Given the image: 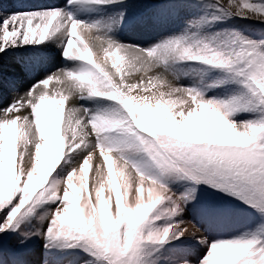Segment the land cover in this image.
<instances>
[{
    "label": "snow or ice",
    "instance_id": "obj_1",
    "mask_svg": "<svg viewBox=\"0 0 264 264\" xmlns=\"http://www.w3.org/2000/svg\"><path fill=\"white\" fill-rule=\"evenodd\" d=\"M73 7L113 15L86 22ZM233 18L264 24V0L0 8V264H193L187 240L200 246L196 264H264V226L210 241L183 219L190 205L205 221L249 210L264 217V40L211 31ZM177 21L179 31L146 46L116 37ZM51 45L70 67L53 72L27 55ZM186 64L223 74L209 90L241 91L217 99L186 87L177 72ZM95 100L110 105L80 103ZM244 114L254 118L234 119ZM58 165L68 174L53 179Z\"/></svg>",
    "mask_w": 264,
    "mask_h": 264
},
{
    "label": "rangeland",
    "instance_id": "obj_2",
    "mask_svg": "<svg viewBox=\"0 0 264 264\" xmlns=\"http://www.w3.org/2000/svg\"><path fill=\"white\" fill-rule=\"evenodd\" d=\"M226 0H221V3H225ZM251 2V0H250ZM210 15H214L209 11ZM253 16L259 15L258 13H252ZM182 23V22H180ZM183 27V24H178L176 28L171 29L168 32H164L163 34H171L172 32H177ZM224 29L235 30L243 35L249 36L254 40H264V24H260L254 20H244L239 18H233L231 20L224 21L215 26L211 31H222ZM161 36V35H160ZM159 37H155L152 42L158 40ZM149 42V43H152ZM126 43V42H125ZM134 43V42H133ZM132 44V42L128 43ZM148 44V43H147ZM146 44V45H147ZM145 45V46H146ZM198 65L194 64H186V65H178L177 72L180 76L179 83L184 86H196L206 91V95L211 98L217 99H227L232 95L238 94L241 89L238 85L233 83H225L220 87H216L213 89L208 88L210 84L218 83L220 80L225 79L222 73L217 71L211 72H198L193 71V69H198ZM85 107L91 108L93 110H102L105 107L110 105V102L104 100H95V101H80ZM77 106H79L78 102H75ZM254 118L252 114H244L240 117H235L237 121L241 119H252ZM115 159L113 163V170L115 172ZM105 174L107 173V168H104ZM68 174V170L64 169L62 165H58L57 170L53 173V179L59 176H66ZM95 177V165H90L89 167V185L91 187L90 179L94 180ZM174 191H183V185L180 183H173L171 185ZM123 195V192L121 190ZM108 192H105V196H108ZM93 195V194H92ZM113 200L115 199V194L112 193ZM94 198V195H93ZM204 212L198 206H189L185 209L183 219L191 220L196 227L199 228L200 232L206 235L209 240L220 239V238H230L232 236L241 235L244 233H252L256 231L259 227L264 226V217L259 216L258 214L252 211L239 212L235 215L213 219L211 221H205ZM35 223V221H33ZM191 226L188 224L187 226ZM193 228V227H192ZM195 231V229L193 228ZM192 230V231H193ZM190 231V232H192ZM177 244L179 241L176 242ZM37 247H42V244L37 245ZM186 247L193 251V264H196V254H200V246L196 244L194 240H187ZM79 251V250H76ZM81 257L87 259L86 254L79 253Z\"/></svg>",
    "mask_w": 264,
    "mask_h": 264
},
{
    "label": "bare ground",
    "instance_id": "obj_3",
    "mask_svg": "<svg viewBox=\"0 0 264 264\" xmlns=\"http://www.w3.org/2000/svg\"><path fill=\"white\" fill-rule=\"evenodd\" d=\"M36 7H42V6H34V8H36ZM76 17L79 19L78 16H76ZM0 23H2V19H0ZM127 41H129V40L124 41V43L127 42ZM125 44H128V43H125ZM41 49L42 50H39V51H29L27 53V55L28 56H36V57L41 58L44 67L46 69L50 70V71H53L54 72L57 68L63 67V66H60L59 65V62L56 61L57 59H59V50L54 45L47 46V47L41 46ZM6 59H9L10 60L11 58L10 57H6ZM110 63H111V61H109V65H110ZM69 64L70 63H68L67 66ZM48 87H49L50 90H55V88L57 87V85L55 84V81H52V82H50V84L48 85ZM73 106H77V104H75V101H73ZM26 114H27V112L21 113V115H26ZM95 164H96V158H94L93 162H90V165H92V166H94ZM118 171H119V166L115 162V172H118ZM93 182H94V180L90 179L91 185L93 184ZM117 183H118V185L120 184V178L118 176H117ZM92 194L94 195V191H93ZM187 227L189 228V231H192L193 230V228L190 225L187 226Z\"/></svg>",
    "mask_w": 264,
    "mask_h": 264
}]
</instances>
